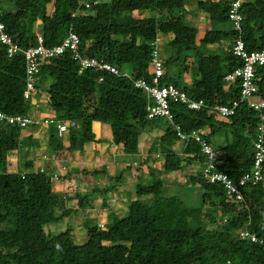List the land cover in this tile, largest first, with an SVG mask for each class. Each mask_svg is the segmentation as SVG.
Returning a JSON list of instances; mask_svg holds the SVG:
<instances>
[{
  "label": "trees",
  "instance_id": "16d2710c",
  "mask_svg": "<svg viewBox=\"0 0 264 264\" xmlns=\"http://www.w3.org/2000/svg\"><path fill=\"white\" fill-rule=\"evenodd\" d=\"M4 1L0 0V21L22 49L37 43L36 32L50 47L61 43L72 30L80 38L81 55L90 45L91 55L121 71L113 75L95 68L81 69L70 52L40 65L34 94L45 97L52 108L62 109L59 120L77 123L68 127L66 141L57 132L52 134L53 151L77 150L93 139L92 121L109 124L117 145L153 126L158 130L154 140L160 145L166 173L183 171L184 164L200 166L196 175H185L187 182L197 186L200 198L192 208L180 198L164 196L162 179L154 176L151 184L137 189V195L150 196L151 201L133 200L126 213L109 225L88 218V203L79 198L78 208L86 214V232L80 242L70 225L53 233L47 226L78 210L67 207L63 194L54 189L53 181L61 177L58 173L54 179L41 172V167L34 169L31 162L26 164L27 170L9 168V155L24 148L20 135L25 128L0 122V264H264V246L239 235L248 229L264 241V184L243 189V200L228 197L220 184L203 177L205 157L188 134L208 128L203 136L211 143L220 130L230 131L234 140L217 151L218 169L237 180L253 165L252 137L258 112L242 102L223 121L207 109L195 111L171 103L174 123L187 134L180 140L172 123L147 117L148 97L133 83L138 78L150 80L153 43L160 34L172 35L168 43L174 53L167 58L161 55L164 66L182 58V70L193 77L180 82L166 72L161 83L172 82L208 105L238 99L239 87L226 83L224 69L231 71L242 64L231 50L237 38L244 41L247 51L264 50V0L242 4L240 29L229 20L224 0H196L197 9L211 23L202 35L181 13L191 0H54L51 15L47 4L52 0H15L16 8L8 11L2 8ZM215 43L218 52L208 53V46ZM255 72L258 95L264 98V67L256 66ZM47 78L51 80L48 84ZM24 88V55L8 57L0 48V111L27 113L33 99H24ZM179 140L181 148L176 149ZM159 157H154L156 168ZM43 168L51 175L56 173ZM114 178L121 180L120 175ZM114 189L111 183L99 190L107 194Z\"/></svg>",
  "mask_w": 264,
  "mask_h": 264
},
{
  "label": "crops",
  "instance_id": "0c3cea01",
  "mask_svg": "<svg viewBox=\"0 0 264 264\" xmlns=\"http://www.w3.org/2000/svg\"><path fill=\"white\" fill-rule=\"evenodd\" d=\"M2 8L4 11L13 10L16 8V1L5 0ZM53 11L54 0L47 4V14L51 15ZM181 13L184 15L187 24L197 27L199 35H202L211 26L207 15L197 9L196 0H191L187 3ZM201 14L205 15L203 20L206 23L201 21ZM201 24L204 27H200ZM164 38H167L169 42L172 39V35L160 34L159 44H161ZM226 44L227 42L223 43L225 46ZM159 47L161 48V45ZM218 48L219 44L217 43L209 45L207 52L211 54L213 52L217 53ZM211 50L213 52H210ZM189 74L190 72H187L186 80L192 79L193 74L192 76ZM50 81L47 78L45 83L48 84ZM36 101L41 106L39 105L36 108L34 106ZM42 103H46V105H42ZM30 108L32 109L30 115L41 120L36 125H32L31 130L24 131L25 128L21 131L20 138L22 147L24 148L22 151H18L12 155V165L9 162L8 166L10 169L27 170L28 166L25 168L26 164L31 162L34 169L47 167L61 175L60 179L53 181V187L63 194L67 207L78 210V212L73 213L71 216L77 220L82 217V224H84L86 214H82L83 209L78 208V199L81 197H84V202L86 200L88 203L89 208L86 209L88 218L101 225H109L115 218L126 213L131 202L138 198V187L151 184L154 176L161 177L164 189L171 191V188L179 187L181 191L184 187L181 186L182 182L180 181L182 179L185 181V175H196L200 169L197 163H192L184 164L183 171L166 173L163 167L164 160L160 156V145L154 140V135L158 133V130L153 126H147L137 136L117 145L112 140V131L109 124L92 121L91 131L93 139L84 142L77 150L55 152L50 146V141L52 134L56 133V130L51 125L44 124L42 120L43 118L60 114L62 109L52 108L45 97L37 95L33 98ZM214 117L217 120L223 121H227L228 119L219 115H214ZM152 128L156 130L153 131ZM150 131L155 134L151 133L149 135ZM202 131L206 134L209 130L208 128H204ZM59 138L66 141L67 135ZM233 140L231 132L222 129L211 137V144L219 152L220 147L226 143H231ZM175 147L176 149L181 148L180 140L175 143ZM19 155L21 156V161L18 162L16 158ZM156 156H160L159 168H156V162L154 161V157ZM13 161H17L23 167L16 166ZM119 175L121 176V180L117 182L114 177H118ZM174 175L179 178L180 185L178 186L175 183H169L170 177ZM171 179L173 180V178ZM111 183L115 185L113 192L105 194L99 190ZM175 188L174 191L177 190ZM93 209L96 210V215H92Z\"/></svg>",
  "mask_w": 264,
  "mask_h": 264
},
{
  "label": "built area",
  "instance_id": "2783aa9c",
  "mask_svg": "<svg viewBox=\"0 0 264 264\" xmlns=\"http://www.w3.org/2000/svg\"><path fill=\"white\" fill-rule=\"evenodd\" d=\"M247 0H224L227 6L228 18L235 29H240L242 14L240 8ZM86 8L89 4L86 3ZM37 43L22 49L18 42L14 40L6 31L2 21H0V48H4L8 57L22 53L25 59V88L23 97L25 100L35 97L34 91L37 85V74L40 65L48 59H52L70 52L74 59L78 60L81 69L95 68L100 71H106L113 75H120L121 71L115 65L105 61L103 58H97L89 52L84 55L79 53L80 38L72 30L68 31V35L64 40L53 46L44 44L43 36L36 32ZM152 58L149 64L148 72L151 76L150 80L138 78L133 81L134 86L141 89L148 97L146 104L147 117L164 118L173 124L176 134L180 140L184 139L187 134L183 133L179 125L173 121L174 114L171 111V103H179L185 105L191 110L207 109L214 115L229 118L234 115L240 103L245 102L248 107L254 109L259 114V122L256 126L253 140V165L252 168L243 173L237 180L232 179L227 173L218 169V153L217 150L204 138L202 129L192 130L189 137L192 138L199 146L200 153L205 157V162L201 168L203 177L210 183H217L222 186L226 195L235 200H243V189L248 186H256L258 183L264 184V98L258 95V85L255 68L256 66L264 67V50L247 51L244 41L237 38L232 44V53L241 60V65L236 66L231 71L224 69V80L227 84H235L239 87V98L231 100L228 104L214 103L208 105L203 99H193L188 96L185 90L177 87L174 83H161V78L166 74V67L163 64L160 47L159 36L154 41ZM129 77L127 73H122ZM103 77H99L98 81H102ZM38 101L35 102V105ZM41 119H36L29 113L25 114H6L0 111V122L18 125L20 128H26L30 124L36 125ZM44 124H54L59 137H63L69 126H77L75 120L70 121L54 120L52 117L43 118ZM41 172H45L47 176L54 179L58 178V174H50L43 167L39 168ZM243 238H249L252 242H258L264 246L263 239L259 238L248 229L239 232Z\"/></svg>",
  "mask_w": 264,
  "mask_h": 264
},
{
  "label": "rangeland",
  "instance_id": "374dc122",
  "mask_svg": "<svg viewBox=\"0 0 264 264\" xmlns=\"http://www.w3.org/2000/svg\"><path fill=\"white\" fill-rule=\"evenodd\" d=\"M191 6H193V5H191ZM201 15H202L201 16V19H202L201 21L203 22L204 21L203 19H204L205 15L204 14H201ZM203 23H206V22L204 21ZM200 27H204L203 24H201ZM159 45H161L160 52H161V55L164 58H167L172 53H174L173 49L171 48V46L168 43V39L167 38L162 39V42ZM225 47H227V46H225ZM87 50H88V52L91 51V46L90 45H88ZM210 52H213V51L211 50ZM213 54H215V53L213 52ZM166 71H167V74H168V76L170 78L176 79V80H180V82H182V81L183 82L184 81L186 82L185 77L187 76L186 75L187 74V71L182 70V58H180V59L178 58L175 62L168 63L167 66H166ZM189 75L192 76V73H190ZM39 105L40 104L38 103V104H36L34 106L37 108ZM42 105H46V103H42ZM31 110L32 109L30 108V110L28 111L29 114L32 113ZM52 118L54 120H57L58 119L57 118V115L56 116H53ZM160 120H161L162 123L165 124L166 120L164 118H162ZM50 125L53 127L54 130H56L53 123L50 124ZM31 128H32V125L30 124L28 126V128H26L24 131L31 130ZM154 128H152L153 131L156 130ZM151 133L153 134L154 132L150 131L149 135H151ZM221 144L223 145V143H221ZM16 159L18 160V162L21 161V156L19 155L18 158H16ZM12 160H13L12 155H9V162H11L10 163L11 165H12ZM18 162L17 161H13V163H15L16 166L19 165L20 167H23V165H21ZM16 166H14V167H16ZM13 170H15V169H13ZM171 178H173V180ZM180 182H182L181 186L184 187L181 191H180V188L179 187L178 188L177 187L176 188L173 187V188H171V191H169L167 189H163L164 196H174V197L180 198L187 205H189L192 208H195L198 205L197 203L199 202V198H200V192L197 191V186L195 184H192V183L187 182L186 180L183 181V179ZM169 183H175V185H177V186L180 185L179 178L176 175L170 177ZM191 185H193V186H191ZM193 187H194V189H193ZM174 188H175V190L176 189L177 190L174 191ZM56 191L58 192V190H56ZM149 197H145L143 195H141V196L138 195V199H142V200H145L147 202H150L151 201V199ZM108 198H110V197L108 196ZM123 208H126V207H123ZM94 214L96 215V210L93 209L92 210V215H94ZM193 216L198 217L197 215H193ZM81 219H82V217H80V219H78V220L75 219L72 216L65 217L62 220H60V222H58L57 224H55V225L53 224V225L47 226V230L48 231L51 230L53 233H58V232L64 230L68 225H70V226L74 227L76 241L80 242L81 239H83L84 233L86 232V230L83 227V224L81 223ZM196 219L198 220L199 218H196ZM205 228H210V226L209 225H205Z\"/></svg>",
  "mask_w": 264,
  "mask_h": 264
},
{
  "label": "clouds",
  "instance_id": "9594fccd",
  "mask_svg": "<svg viewBox=\"0 0 264 264\" xmlns=\"http://www.w3.org/2000/svg\"><path fill=\"white\" fill-rule=\"evenodd\" d=\"M240 235V234H239Z\"/></svg>",
  "mask_w": 264,
  "mask_h": 264
}]
</instances>
